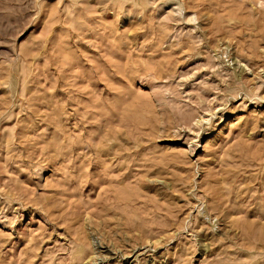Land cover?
<instances>
[{"label":"rangeland","instance_id":"374dc122","mask_svg":"<svg viewBox=\"0 0 264 264\" xmlns=\"http://www.w3.org/2000/svg\"><path fill=\"white\" fill-rule=\"evenodd\" d=\"M0 264H264V0H0Z\"/></svg>","mask_w":264,"mask_h":264},{"label":"bare ground","instance_id":"6f19581e","mask_svg":"<svg viewBox=\"0 0 264 264\" xmlns=\"http://www.w3.org/2000/svg\"><path fill=\"white\" fill-rule=\"evenodd\" d=\"M4 17H5V16H4ZM106 170H107V169H106ZM120 170H121V169H120ZM157 180H158V179H157ZM158 181H159V180H158ZM126 217L128 218V216H126ZM116 223H117V222H116ZM177 224H178V223H177ZM177 224H176V225H177ZM213 224H214V223H213ZM135 228H136V227H135ZM133 229H134V228H133ZM133 231H134V230H133ZM79 247H80V246H79ZM77 249H78V248H77ZM78 250H79V249H78ZM77 259H78V258H77Z\"/></svg>","mask_w":264,"mask_h":264}]
</instances>
